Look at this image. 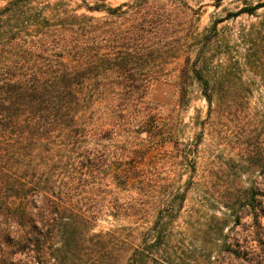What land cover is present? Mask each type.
I'll return each instance as SVG.
<instances>
[{"label":"trees","instance_id":"trees-1","mask_svg":"<svg viewBox=\"0 0 264 264\" xmlns=\"http://www.w3.org/2000/svg\"><path fill=\"white\" fill-rule=\"evenodd\" d=\"M239 2L197 33L184 0H0V264H264V0ZM239 16L233 40L218 26ZM161 80L170 106L148 98ZM193 85L206 118L183 144Z\"/></svg>","mask_w":264,"mask_h":264},{"label":"rangeland","instance_id":"rangeland-1","mask_svg":"<svg viewBox=\"0 0 264 264\" xmlns=\"http://www.w3.org/2000/svg\"><path fill=\"white\" fill-rule=\"evenodd\" d=\"M46 2H53L54 0H43ZM130 1V0H107V3L116 6L123 2ZM186 1L190 6L193 8L200 9V21L197 25V33H202L212 22V20H222L226 17L227 13H234L237 11L242 5L240 4L239 0H223L220 4L219 8H215V0H184ZM253 2H256L258 0H252ZM2 4L0 3V6ZM68 9L75 8V4L71 3L68 7ZM83 10H80L78 13H82ZM262 10L258 11V13H261ZM255 18H250L247 16H239L234 20H228L223 23H221L218 28H224L225 31H223L227 36L231 37L233 40L235 36L238 34V32L241 30V28L248 27L251 23L255 22ZM149 100L153 101L154 103H157L161 106H170L173 104V102L176 99V93H175V87L173 83L170 81H156L151 86L149 93H148ZM252 107L255 109L264 108V89H257L254 93V97L252 100ZM206 112L207 107L206 103L203 100L199 89L197 86L193 85L190 88L189 91V104L186 107L185 111L182 113V119H183V125H182V134H181V143L183 144H189L196 140V136L198 135L200 129L196 126V119H199V121L204 120L206 118ZM208 140V139H207ZM206 145V142H205ZM235 146V147H234ZM237 145H233L231 143L223 142L219 146V149L223 151V155H230L233 158L236 157V149ZM208 146H202V151L199 155H201L203 158L207 157V151ZM181 173H184L183 169H179ZM187 177L185 175H182L181 178L177 179V189L182 193L185 190L184 182L186 181ZM246 179V178H245ZM251 184H253L254 187H256V190L259 191V195L256 196L258 201L260 202V208L264 210V175L257 176L256 179H253L251 181ZM193 187H189L188 193L186 195V199L183 203V210L181 212V215L178 219L180 222V225L185 228V224L183 223L184 220L188 219V215L191 221H195L197 218L202 217V214L196 213L195 209L197 207V203L199 202L198 197L193 196ZM205 211V210H204ZM211 212L206 211V214H210ZM262 215H264V211L260 212ZM218 215H220L218 213ZM252 223V218L248 214L247 209H245L240 214L239 223L233 227V229L228 232L229 237L231 240H236L241 238L242 236H245L249 233L250 228L249 226ZM100 229L109 227L108 223L101 222L99 224ZM230 264H242V260L236 259L234 257L230 258V261H228Z\"/></svg>","mask_w":264,"mask_h":264}]
</instances>
